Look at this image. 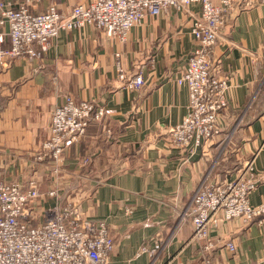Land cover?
I'll return each instance as SVG.
<instances>
[{
  "label": "crops",
  "instance_id": "1",
  "mask_svg": "<svg viewBox=\"0 0 264 264\" xmlns=\"http://www.w3.org/2000/svg\"><path fill=\"white\" fill-rule=\"evenodd\" d=\"M88 1L0 0V44L11 45L9 24L1 23L6 5L35 13L55 5L69 15ZM200 10L170 6L147 14L125 41L93 26L64 29L41 56L0 67V179L26 185L37 178L40 214L67 199L85 218L105 221L115 239L107 264H204L193 239V195L205 178L222 183L250 160L258 178L250 200L264 202V3L233 11L212 51L214 73L229 83L221 133L188 149L170 142L188 112L189 90L177 79L197 47L192 25ZM140 72L145 84L129 87ZM67 95L93 101L106 115L64 151L56 178L34 157ZM209 239L216 264H264V223L222 218Z\"/></svg>",
  "mask_w": 264,
  "mask_h": 264
},
{
  "label": "built area",
  "instance_id": "2",
  "mask_svg": "<svg viewBox=\"0 0 264 264\" xmlns=\"http://www.w3.org/2000/svg\"><path fill=\"white\" fill-rule=\"evenodd\" d=\"M262 3L264 0H91L75 6L69 15H63L55 5L39 13L31 12L27 5L16 9L6 5L1 23L9 24L11 45L0 44V67L18 57L41 56L64 29L93 26L125 41L147 14L157 15L170 6L183 9L198 5L201 10L192 25L197 47L177 79L188 87V112L170 131V142L188 149L213 141L223 128L229 83L214 73L212 51L229 15ZM120 75L124 78L121 70ZM126 84L140 89L145 84L143 74L138 73ZM105 115V108L93 101H76L67 95L53 111L50 135L34 161L43 163L50 174L59 178L64 151L87 134L92 122L103 121ZM206 179L192 199L193 239L202 245L204 264H216L207 253L214 247L209 239L211 226L222 218L263 224L264 202L252 205L250 200L258 186L254 160L248 161L236 177L222 183H208ZM26 183L0 179V264H107L115 246L107 223L85 218L75 202L57 201L40 214L35 208L43 195L38 179L32 177ZM56 184L57 179L48 192L51 197L57 196ZM229 246L234 249L233 244ZM162 264L184 263L172 258Z\"/></svg>",
  "mask_w": 264,
  "mask_h": 264
},
{
  "label": "rangeland",
  "instance_id": "3",
  "mask_svg": "<svg viewBox=\"0 0 264 264\" xmlns=\"http://www.w3.org/2000/svg\"><path fill=\"white\" fill-rule=\"evenodd\" d=\"M176 126V125H175ZM206 142H208V141H203L200 145H202V144H204V143H206ZM200 145H198V146H200ZM195 147H197V146H195ZM52 189V188H51ZM59 201H63V202H71V201H67V199H62V200H59ZM72 203V202H71ZM88 219V218H87ZM89 220H91V219H89ZM93 221V220H92Z\"/></svg>",
  "mask_w": 264,
  "mask_h": 264
}]
</instances>
